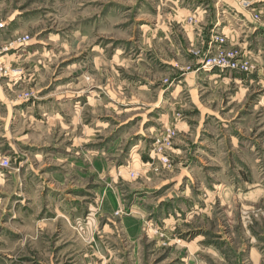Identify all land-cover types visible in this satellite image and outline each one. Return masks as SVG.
<instances>
[{"label": "rangeland", "instance_id": "rangeland-1", "mask_svg": "<svg viewBox=\"0 0 264 264\" xmlns=\"http://www.w3.org/2000/svg\"><path fill=\"white\" fill-rule=\"evenodd\" d=\"M223 1L10 0L0 264H264V0Z\"/></svg>", "mask_w": 264, "mask_h": 264}, {"label": "crops", "instance_id": "crops-1", "mask_svg": "<svg viewBox=\"0 0 264 264\" xmlns=\"http://www.w3.org/2000/svg\"><path fill=\"white\" fill-rule=\"evenodd\" d=\"M32 1L33 0H31V2ZM37 1H39V3H40V0H37ZM185 1H186L185 2V5L176 3L177 4V7L179 9L180 14L183 16V15L189 14L190 12L199 13V17L198 18L200 19V21L203 20L204 17H205L204 14H203L202 7H204V6L206 8L210 7V9H211V7L213 5L212 4L213 3V0H185ZM235 1H238V0H225V1H223L224 2V5L227 8L226 11L228 13L230 12L231 14H238L239 11H238V9H237V7L235 5ZM12 4L13 3H10V0H0V22L1 23H4L5 25H7L6 30L8 31V34H9L7 36V38H5V39L2 38L0 40V43H3L5 41H7L9 39V37L16 36V35H20L22 32L30 31L31 29H29V26H27V25H22L21 26L20 25L23 21H27L28 23H31V21L38 22L36 19L33 20V18H29L28 15H25V13L27 11V8L26 7L25 8L19 7L20 4L18 2H16L15 3L16 7L14 8ZM31 4L32 3H30V5ZM194 6H196V7L194 8ZM19 8H21V9H19ZM46 13L50 15V12L47 11ZM205 13L206 14H209L207 11H205ZM23 15H25V16H23ZM239 15H241V16L240 17H237V19H235L234 16H231L230 20L231 21H233V20L234 21H239L240 19L244 18L242 16V13H239ZM22 16H23V18H22ZM16 18L17 19H21L22 18L23 21L20 22V24H19L20 27H18L17 29H14L13 30L12 28L14 26H12V22H13V20H16ZM208 18L210 19V21H207V22L202 23L201 24V27H199V28L196 27L195 31L196 30L203 31L205 29H208L209 26L214 22L215 16L214 15H212V16L208 15ZM27 28H28V30H27ZM239 28H241L240 25H239ZM226 29L227 28H225V30ZM190 30H192V27H190ZM246 38L247 37H245L244 39H246ZM30 54L31 53L23 52L22 54L14 55V57L12 59H14L15 61H17L18 59L20 60V59H23V58H28L30 56H33V57L36 56V55H30ZM6 66H8V64H6ZM29 70H30V72H32L31 69H29ZM190 75L192 76L193 79L190 80V81H188V80L186 81V91L190 95V101H191V103L193 105H195L196 108H200L199 106H200V103L202 102V100L208 101L209 98L212 96V94H213V93H211L212 90L209 89L211 86L208 85V84H206V88L204 89V91L201 92L198 88H202L200 86V82H204V81L202 79H199V82L196 81L197 77L195 76V72L192 73V74H190ZM190 75H188V77ZM204 76L209 81H212V80L221 81L220 79H222L219 75H209V77H206V75H204ZM0 86H1V84H0ZM176 91H175V93L173 95H174L175 98L178 99L180 93L182 94V92H181V89H179L177 92ZM206 93H209V94H208L207 97H204L206 95ZM0 95H2L1 94V90H0ZM212 97L214 99H218L215 94H213ZM0 99H1V97H0ZM3 105L5 107H7V103L1 99L0 100V107H2ZM20 109H22V107H20Z\"/></svg>", "mask_w": 264, "mask_h": 264}, {"label": "built area", "instance_id": "built-area-1", "mask_svg": "<svg viewBox=\"0 0 264 264\" xmlns=\"http://www.w3.org/2000/svg\"><path fill=\"white\" fill-rule=\"evenodd\" d=\"M4 163H5V164H7V161H6V160H4Z\"/></svg>", "mask_w": 264, "mask_h": 264}]
</instances>
